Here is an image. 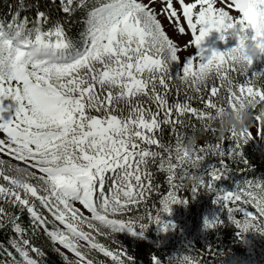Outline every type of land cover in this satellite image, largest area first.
<instances>
[{"label":"snow or ice","instance_id":"6c2138e0","mask_svg":"<svg viewBox=\"0 0 264 264\" xmlns=\"http://www.w3.org/2000/svg\"><path fill=\"white\" fill-rule=\"evenodd\" d=\"M157 2L159 12L154 8ZM60 8L69 18L84 13L78 40L69 36L66 21H51L38 5L32 20L17 10L6 25L0 22V100L11 98L18 105L15 118L0 123V156L19 162L0 158V181L6 182L0 183V229L11 225L20 236L13 244L19 260L7 252L12 264H40L43 252L24 238L20 216L4 205L26 211L34 227H42L53 244L76 257L70 260L56 250L64 264H104L90 258L91 250L112 264H132L123 248L113 250L98 242L97 235L109 237L126 230L143 236L150 224L162 223V214L171 215L174 205L187 204L179 193L192 176L201 181L192 183V195L201 188L214 193V203L226 210L239 237L264 236V182L245 180L234 192L218 189L216 183L230 170L226 156L249 164L241 149L255 139L251 129L247 135L229 133L223 143L198 146L190 167L184 162L188 153L181 152L184 137L177 132L183 118L201 121L207 130L205 122L224 110L216 102L222 91L232 110L245 97L264 107V86L253 79L264 75L249 78V69L240 71L230 63L235 47L211 51L209 56L201 47L212 31L224 40V33L234 29L243 34V43L251 30L253 44L264 53V0H60ZM160 15L177 35L190 34V46L199 53L181 60L179 53L189 45H179L166 34ZM174 94L176 99H171ZM194 100L203 107L193 106ZM162 125L170 126L174 144L161 142ZM257 125L264 140L260 113L253 114V127ZM226 141L232 144L227 149ZM210 156L219 157L220 166L196 174ZM152 166L167 174L170 190L161 194L155 214L149 210L128 216L158 190ZM124 216L128 218H120ZM223 225L225 219L217 216L205 220L204 228L213 231ZM170 228L175 225H163L161 230ZM184 248L191 250L192 245ZM151 259L153 264H206L182 253Z\"/></svg>","mask_w":264,"mask_h":264},{"label":"trees","instance_id":"16d2710c","mask_svg":"<svg viewBox=\"0 0 264 264\" xmlns=\"http://www.w3.org/2000/svg\"><path fill=\"white\" fill-rule=\"evenodd\" d=\"M95 2V0H93ZM37 5L40 11H44L51 21L61 20L65 22L66 30L70 37L74 40L79 39V34L83 30L82 18L83 12H77L71 18L63 13L60 8V0H23V8H21V0H0V22L5 25L11 20L12 15L20 10L21 17L27 16L30 20L35 18ZM231 36L227 34L225 42L215 41L216 50L218 52H227L236 45H232ZM222 44V45H220ZM212 51V50H211ZM211 51L206 53L209 56ZM179 71V68L175 69ZM249 78L253 75H264V55H261L258 61H254L248 70ZM237 79L243 81V76H238ZM259 86H264V77H253ZM226 92H221L219 98L216 99L218 105L226 103ZM179 98L183 99V93L179 94ZM171 99H176L174 94ZM193 106L202 108L198 101L192 102ZM261 106H257L253 110V114L259 113ZM212 111V110H208ZM184 119V125H177V132L183 137L192 135L193 131L199 129L197 135L200 136L198 145H205L206 143L216 144L223 143L218 141L213 129L218 127V124H213L211 129L204 130L201 121L188 118ZM205 123H209L206 121ZM162 132L158 136L162 143H175V135L171 132L170 126L162 125ZM254 136V135H253ZM255 139L251 140L247 145L242 147L244 158L248 161V165H244L237 161H233L225 157L230 170L224 174L216 183L218 189H223L227 192H234L237 190V185H242L245 180L253 181V183L261 181L264 182V140L261 139L259 126L257 125V134ZM230 141L225 142L226 149L231 147ZM154 147V146H153ZM2 158V157H0ZM4 159V158H2ZM219 157L206 158L201 164L196 174L202 175L211 171V169L219 165ZM7 160V159H5ZM11 162V161H10ZM13 163V162H11ZM16 164V163H13ZM191 171V170H190ZM153 184L158 186L156 193H153L145 204H142L139 211L128 213V216L146 215L149 210L155 214L159 207V200L161 194H166L170 189L168 187L166 176L164 172H160L156 166H152ZM210 179V177H209ZM35 183V181H32ZM0 183H6L0 181ZM192 183L186 181V187L180 191L181 198L187 200V204L181 202L174 205L171 209V215L162 214L161 224H150L143 236L133 235L128 231H122L109 237L97 235V241L105 244L113 250L123 248L130 258L132 264H153L152 257L157 256L161 260H166L177 253L190 254L197 258L206 261V264H264V236L249 233L245 237H239L234 226L227 221L226 210H222L214 203L216 196L214 193L207 192L201 188L199 192L193 196L190 189ZM7 210L16 216H20L18 223L25 229L24 238L28 239L31 244L42 250L43 256L40 264H64L63 258L56 251L64 252L58 244H53L42 227H34L31 222V217L25 211L21 213L18 209L10 205H4ZM37 207L42 214L52 221L50 213L46 209L40 208L39 202ZM244 207L255 212L249 205ZM85 216H90L85 214ZM238 218H243L242 214H236ZM221 217L225 219V225L217 230L206 231L204 228L205 220L211 221L214 217ZM127 219V216L120 217ZM54 222V221H53ZM147 222V221H145ZM57 224V222H54ZM58 225V224H57ZM163 225H175V228H170L167 232L162 231ZM51 227V224L49 225ZM85 230L89 231L85 226ZM107 231V229H103ZM20 239L11 225L0 229V264H12V259L7 255V252H12L13 256L19 260L18 254L13 248V244ZM191 244L192 249L184 248L185 245ZM83 250H88L86 242H81ZM211 246V249L206 247ZM224 253V255H221ZM68 255V254H67ZM70 260H75L76 257L68 255ZM90 258H95L97 261H104V264H112L110 258L104 257L103 254L96 250L90 251Z\"/></svg>","mask_w":264,"mask_h":264},{"label":"clouds","instance_id":"9594fccd","mask_svg":"<svg viewBox=\"0 0 264 264\" xmlns=\"http://www.w3.org/2000/svg\"><path fill=\"white\" fill-rule=\"evenodd\" d=\"M228 33L237 42L236 51L231 53L229 62L234 64L238 70H248L254 61H258L261 55H264L254 44L249 46L246 41L242 43L243 34L236 32L234 29L229 30ZM221 106L224 110L217 112L213 119L207 123V130L211 129L213 124H218V127L214 131L218 141H223L232 132H235L237 135H247L253 127V110L257 108V101L254 98H242L241 103L237 105L235 110L231 109L227 101L225 104H221ZM259 113L261 114V118L264 119V107L259 109ZM199 131V129L194 130L192 135H186L182 140L181 152L186 151L188 153L184 162L189 167L193 164L195 150L199 146L198 140L200 136L197 135ZM188 182L200 183L201 181L199 177L192 176ZM75 264H78V261Z\"/></svg>","mask_w":264,"mask_h":264},{"label":"rangeland","instance_id":"374dc122","mask_svg":"<svg viewBox=\"0 0 264 264\" xmlns=\"http://www.w3.org/2000/svg\"><path fill=\"white\" fill-rule=\"evenodd\" d=\"M186 2H194V0H186ZM177 8L180 7V5L178 3H176L175 5ZM219 6V5H217ZM154 8L157 12L160 11L161 9V3L157 2L154 4ZM230 14L234 17L238 16V13L235 12V10H231L230 11ZM159 20L162 22V26L163 28L165 29L166 31V34L169 35L174 42H177L179 45H189L186 49H182L181 52L179 53L180 55V58L181 60H184L186 57L192 55L195 53L198 54L199 53V49H195L193 46H190L191 45V39L192 37L190 36V34H184V35H177V33L173 30V27L171 26V24L169 23V21L167 19H165L164 15H160L159 17ZM184 23V26L185 28L187 29V26H186V22H183ZM227 34L229 33H224V36L226 37ZM220 33H217L215 31H212L208 37L205 38V40L202 42L201 44V47L206 49L207 51L205 52V55L206 53L210 52L211 50H216L217 47L215 46V41L217 42H225V39L224 40H221L220 39ZM247 35L249 36V40L247 41L249 46H252L253 45V42L251 40V37L254 35V33L249 30V32L247 33ZM194 39V38H193ZM232 39V38H231ZM232 45H236L237 42L236 40L232 39V42H230ZM222 45V44H220ZM0 106L3 107V111L0 112V123H3V122H8V121H11L15 118V111H16V108L18 107V105L16 104V102L11 99V98H7V99H2L0 100ZM251 131L253 133V135L255 136L257 134V126L256 127H252L251 128ZM4 159H7V160H10L9 157H6V156H0ZM11 162L13 163H19L17 161H14V160H10ZM21 166H23L21 164ZM76 207L80 208L82 212H84L85 214H88L90 215L85 209H83L82 205H79L78 202H76L75 204ZM58 224V222H57ZM59 226V225H58ZM59 227H63V226H59ZM58 246L68 255L70 256H73V254L71 253H67L65 249H63L62 246H60L58 244Z\"/></svg>","mask_w":264,"mask_h":264}]
</instances>
